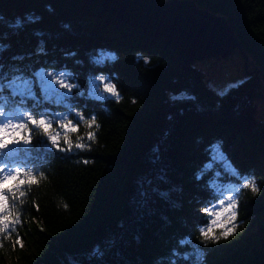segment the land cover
Returning <instances> with one entry per match:
<instances>
[{
	"label": "trees",
	"instance_id": "1",
	"mask_svg": "<svg viewBox=\"0 0 264 264\" xmlns=\"http://www.w3.org/2000/svg\"><path fill=\"white\" fill-rule=\"evenodd\" d=\"M193 1L227 17L260 75L219 95L197 64L88 0H0L5 71L54 61L74 69L85 89L89 74L105 71L123 97L119 104L88 99L87 91L77 97L85 115H97L95 141L87 150L49 146L36 154L45 157L49 180L32 185L18 205L19 223L14 214L0 232V264H187L173 250L194 252L193 260L203 252L197 264H264V120L257 109L264 0ZM209 162L255 175L260 193L245 192L227 239L181 245L199 220L193 207L212 175ZM198 171L205 173L199 182ZM12 201L9 195V209Z\"/></svg>",
	"mask_w": 264,
	"mask_h": 264
},
{
	"label": "clouds",
	"instance_id": "2",
	"mask_svg": "<svg viewBox=\"0 0 264 264\" xmlns=\"http://www.w3.org/2000/svg\"><path fill=\"white\" fill-rule=\"evenodd\" d=\"M20 24L17 18L15 26ZM7 47L2 45L0 50ZM38 52L45 50L39 48ZM110 58L118 59L115 53H111ZM13 59L22 60L23 57ZM36 64L39 67L13 65L5 71V65L0 63V232L8 227L14 214L19 223L18 205L25 204L22 198L31 191L32 185L49 180L44 170L45 157L36 155L41 148L50 146L72 152L87 150L91 147L87 141H95V133L100 129L97 115L95 112L85 115L86 107L77 97H84L87 91L88 99H96L91 89L99 82L102 91L110 94L117 104L123 99L117 88L118 81L110 79L105 71L96 72L94 76L89 74L85 89L74 69L57 67L54 61L40 64L37 60ZM53 83L59 89L55 94L50 91ZM205 167L212 175L200 185L205 194L195 198L194 211L199 220L194 221L190 234L180 241L181 245L187 242L193 248L196 247L194 241L207 245L227 239L237 227L236 213L245 192L260 193L255 175L241 172L231 162L227 168L216 167L211 162ZM204 175V172L195 173L196 181H201ZM244 175L248 178L241 179ZM9 195L13 198L11 209ZM193 253L181 255L173 250L177 260L182 259L187 264H197V260L192 259Z\"/></svg>",
	"mask_w": 264,
	"mask_h": 264
},
{
	"label": "water",
	"instance_id": "3",
	"mask_svg": "<svg viewBox=\"0 0 264 264\" xmlns=\"http://www.w3.org/2000/svg\"><path fill=\"white\" fill-rule=\"evenodd\" d=\"M91 1L164 42L189 64L206 57H229L236 48L245 54L227 18L193 0Z\"/></svg>",
	"mask_w": 264,
	"mask_h": 264
},
{
	"label": "rangeland",
	"instance_id": "4",
	"mask_svg": "<svg viewBox=\"0 0 264 264\" xmlns=\"http://www.w3.org/2000/svg\"><path fill=\"white\" fill-rule=\"evenodd\" d=\"M214 61L217 60H208L205 64H201V66L206 70L208 75H211L213 82L212 88L218 93L228 91L246 76L245 61L239 52L232 54L228 59H223L218 62ZM248 66L254 69L251 59H249ZM261 85L263 84L261 83ZM259 106L261 108L260 116L264 119V98L260 100Z\"/></svg>",
	"mask_w": 264,
	"mask_h": 264
},
{
	"label": "snow or ice",
	"instance_id": "5",
	"mask_svg": "<svg viewBox=\"0 0 264 264\" xmlns=\"http://www.w3.org/2000/svg\"><path fill=\"white\" fill-rule=\"evenodd\" d=\"M216 147H217V151H218V153H219V152H220V145H217ZM219 158H220V159H224L223 155H220ZM229 166H230V165H229ZM203 258H204V253L198 251V252L196 253V260H197V261H202Z\"/></svg>",
	"mask_w": 264,
	"mask_h": 264
},
{
	"label": "bare ground",
	"instance_id": "6",
	"mask_svg": "<svg viewBox=\"0 0 264 264\" xmlns=\"http://www.w3.org/2000/svg\"><path fill=\"white\" fill-rule=\"evenodd\" d=\"M185 63V62H184ZM187 64V63H186Z\"/></svg>",
	"mask_w": 264,
	"mask_h": 264
}]
</instances>
